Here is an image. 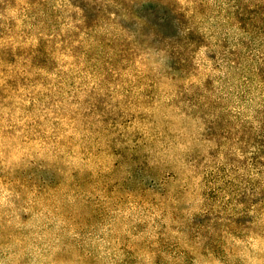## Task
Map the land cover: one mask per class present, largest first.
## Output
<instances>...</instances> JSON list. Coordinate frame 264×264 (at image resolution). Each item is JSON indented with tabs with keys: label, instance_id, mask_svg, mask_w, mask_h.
<instances>
[{
	"label": "rangeland",
	"instance_id": "374dc122",
	"mask_svg": "<svg viewBox=\"0 0 264 264\" xmlns=\"http://www.w3.org/2000/svg\"><path fill=\"white\" fill-rule=\"evenodd\" d=\"M0 264H264V0H0Z\"/></svg>",
	"mask_w": 264,
	"mask_h": 264
}]
</instances>
